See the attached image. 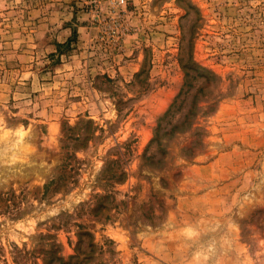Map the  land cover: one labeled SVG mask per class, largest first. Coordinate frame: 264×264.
Instances as JSON below:
<instances>
[{
    "label": "rangeland",
    "instance_id": "1",
    "mask_svg": "<svg viewBox=\"0 0 264 264\" xmlns=\"http://www.w3.org/2000/svg\"><path fill=\"white\" fill-rule=\"evenodd\" d=\"M0 264H264V0H0Z\"/></svg>",
    "mask_w": 264,
    "mask_h": 264
},
{
    "label": "trees",
    "instance_id": "2",
    "mask_svg": "<svg viewBox=\"0 0 264 264\" xmlns=\"http://www.w3.org/2000/svg\"><path fill=\"white\" fill-rule=\"evenodd\" d=\"M168 111H169V110H167V111L165 112V114L168 113Z\"/></svg>",
    "mask_w": 264,
    "mask_h": 264
}]
</instances>
